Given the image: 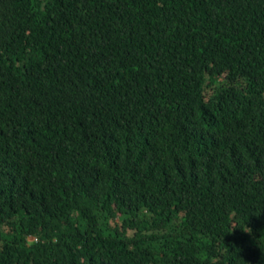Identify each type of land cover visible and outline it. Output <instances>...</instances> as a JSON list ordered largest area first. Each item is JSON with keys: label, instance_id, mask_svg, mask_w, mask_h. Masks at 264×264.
<instances>
[{"label": "trees", "instance_id": "obj_1", "mask_svg": "<svg viewBox=\"0 0 264 264\" xmlns=\"http://www.w3.org/2000/svg\"><path fill=\"white\" fill-rule=\"evenodd\" d=\"M0 264H264V0H0Z\"/></svg>", "mask_w": 264, "mask_h": 264}]
</instances>
